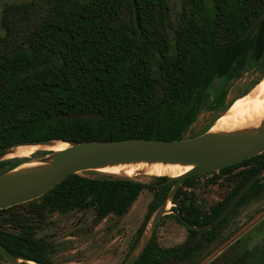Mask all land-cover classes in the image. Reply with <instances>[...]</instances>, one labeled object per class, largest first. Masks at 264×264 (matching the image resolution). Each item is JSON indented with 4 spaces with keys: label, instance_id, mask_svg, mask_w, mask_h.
Returning <instances> with one entry per match:
<instances>
[{
    "label": "trees",
    "instance_id": "16d2710c",
    "mask_svg": "<svg viewBox=\"0 0 264 264\" xmlns=\"http://www.w3.org/2000/svg\"><path fill=\"white\" fill-rule=\"evenodd\" d=\"M263 12L264 0H182L171 27L168 0H30L6 5L0 19V151L51 140L184 139L208 99L210 83L242 66L250 49L255 59L264 54V21L238 41ZM22 162H0V174ZM240 167L246 168L231 177L235 186L208 214L194 208L192 194L180 198L178 189L173 201L179 215L193 227L211 224L264 170V153L218 173L230 175ZM132 179L71 175L39 199L0 210V244L22 264H50V246L36 238L47 214L92 210L96 220L121 218L143 190L151 191L124 264L169 188L161 185L166 177L155 178L153 184ZM261 197L264 180L259 179L194 247L173 256L191 257L205 241L215 240L237 207ZM154 242L152 236L135 264H161L169 258L174 249ZM225 264H264V239Z\"/></svg>",
    "mask_w": 264,
    "mask_h": 264
},
{
    "label": "rangeland",
    "instance_id": "374dc122",
    "mask_svg": "<svg viewBox=\"0 0 264 264\" xmlns=\"http://www.w3.org/2000/svg\"><path fill=\"white\" fill-rule=\"evenodd\" d=\"M26 1L30 0H0V19L2 9L6 5ZM181 4L182 0H168L171 27H174L178 20ZM2 34L0 26V36ZM169 36L173 44L171 30ZM263 80L264 54L260 59H255L250 49L242 66L234 68L229 75L216 78L210 83L206 90L208 99L183 138H194L210 131L215 122L228 113L235 101L249 96ZM221 95L223 98L217 103ZM42 153L43 151H38L31 157L36 159L43 156ZM21 160L24 162L26 159ZM245 168L234 169L230 175L213 172L194 177L187 183L183 182L178 188L181 189L180 198L184 194H192L194 208L201 215L208 214L210 209L227 196L235 186V181L231 177ZM11 170L10 167H6L2 172L7 173ZM79 175L90 179L103 177L91 171L81 172ZM155 178L141 174L132 180L153 184L156 183ZM260 179L264 180V175ZM168 186L167 195L173 184ZM152 197L151 191L143 190L127 214L121 218L110 215L102 220H96L92 210H73L64 214L49 213L44 223L37 229L36 238L50 246L48 253L50 264H121L135 239ZM170 202L171 210H167V214L160 217L153 234L154 244L166 249L182 244L187 236L184 226L173 217L175 216L173 212L178 213V206L173 200ZM263 239L264 197H261L237 207L227 221L218 228L214 241H205L191 257L172 260L170 264H225L242 252L260 246ZM0 264L8 263L0 257ZM28 264L32 263L28 262Z\"/></svg>",
    "mask_w": 264,
    "mask_h": 264
},
{
    "label": "water",
    "instance_id": "95a60500",
    "mask_svg": "<svg viewBox=\"0 0 264 264\" xmlns=\"http://www.w3.org/2000/svg\"><path fill=\"white\" fill-rule=\"evenodd\" d=\"M263 21L264 12L238 38V41L245 40ZM136 24L139 27L137 15ZM137 50L138 47H136L130 62L134 60ZM51 142H63L67 143L69 146L58 152L42 150L44 153L47 152V154L32 159L35 162H43L49 157L51 158L49 166L31 170H18L19 166L24 164L21 163L11 171L0 174V210L9 209L39 199L71 175L94 171L108 165L141 161L193 165V168L188 172L178 177H166L167 180L161 184L163 187L169 184H173V186L161 206L150 217L137 245L124 263L135 264L140 254L149 243L158 220L165 215L164 209L166 202L173 200L181 184L187 179L218 172L263 154L264 125L253 134L212 135L208 131L194 138L173 141L127 139L78 143H70L61 140L21 143L1 150L0 162L6 160L7 158L5 159L4 157L19 146L47 145ZM263 175L264 170L253 176L235 196L227 208L208 226L193 227L178 213L173 212L175 217L186 228L197 232L196 235L186 239L180 244L178 253L180 254L186 249L194 247L200 236L222 221L249 188ZM150 223V238L141 250L136 253L142 236ZM0 257L8 264H22L19 259L13 257L1 244ZM171 262L172 259L168 258L161 264H170Z\"/></svg>",
    "mask_w": 264,
    "mask_h": 264
},
{
    "label": "bare ground",
    "instance_id": "6f19581e",
    "mask_svg": "<svg viewBox=\"0 0 264 264\" xmlns=\"http://www.w3.org/2000/svg\"><path fill=\"white\" fill-rule=\"evenodd\" d=\"M264 125V80L255 87L249 96L238 99L230 107L228 113L220 117L209 131L212 135H235L253 134ZM67 143L51 142L47 145L19 146L14 148L4 158L8 160L26 159L18 170H31L50 165L51 158L43 162H35L32 157L36 152L42 150L62 151L68 148ZM32 156V157H31ZM193 168V165H181L163 162H130L108 165L103 168L91 171L96 175L119 176L134 178L141 174L154 177H178ZM171 208V202L167 201L164 213ZM171 210V209H170ZM151 235V223L146 228L139 248L136 253L146 244Z\"/></svg>",
    "mask_w": 264,
    "mask_h": 264
},
{
    "label": "flooded vegetation",
    "instance_id": "af4514ba",
    "mask_svg": "<svg viewBox=\"0 0 264 264\" xmlns=\"http://www.w3.org/2000/svg\"><path fill=\"white\" fill-rule=\"evenodd\" d=\"M140 194H141V193H140ZM138 197H139V196H138ZM137 199H138V198H137ZM136 201H137V200H136ZM136 201H135V202H136ZM135 202H134V203H135ZM187 203H188V204H190V202H188V201H187ZM132 206H133V205H132ZM132 206H131V207H132ZM126 214H127V213H126ZM126 214H125V215H126ZM182 225H183V224H182ZM183 226H184V225H183ZM184 228L186 229V231H187V230H189V229H188V228H186L185 226H184ZM192 231H194V230H192ZM153 234H154V233H153ZM196 234H197V232H196V231H194V233H193V234H189V233H188V231H187V236H186V239H188V238H190V237H193V236H194V235H196ZM152 236H154V235H152ZM130 245H131V244H130ZM179 246H180V245H178V246H177V247H175V248H170V249H169V250H172V249H174L173 251H171L172 253H171V254L168 256V257H169V258H171L173 261H175V260H177V259H178V257H177V256H173V255H175V254H176V255H180V254H182V253H183V252H182V253H180V254L178 253ZM157 247H159V246H157ZM159 248H161V247H159ZM163 249H166V248H163ZM175 249H176V250H175ZM186 250H187V249H186Z\"/></svg>",
    "mask_w": 264,
    "mask_h": 264
}]
</instances>
